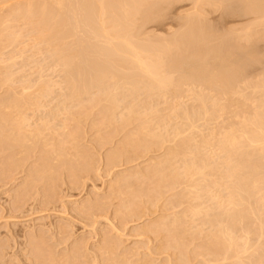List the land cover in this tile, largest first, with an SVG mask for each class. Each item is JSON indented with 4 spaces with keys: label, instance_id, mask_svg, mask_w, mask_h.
<instances>
[{
    "label": "rangeland",
    "instance_id": "rangeland-1",
    "mask_svg": "<svg viewBox=\"0 0 264 264\" xmlns=\"http://www.w3.org/2000/svg\"><path fill=\"white\" fill-rule=\"evenodd\" d=\"M188 1L148 0L121 32L167 85L106 36L69 73L39 16L0 5V264H264V8ZM78 18L64 43L84 53Z\"/></svg>",
    "mask_w": 264,
    "mask_h": 264
},
{
    "label": "bare ground",
    "instance_id": "bare-ground-1",
    "mask_svg": "<svg viewBox=\"0 0 264 264\" xmlns=\"http://www.w3.org/2000/svg\"><path fill=\"white\" fill-rule=\"evenodd\" d=\"M75 1V0H74ZM148 1V0H147ZM147 1H145V0H80V1H78V0H76V2H73L72 0H69V9L70 10H67V6H66V1L65 0H41V1H39V0H0V5H6L7 7L9 6L8 4H10V6L11 5H13L14 6V4L15 5H17L18 7H17V13L16 14H18V12L19 11H24L25 13H26V15H28V16H30V17H40L41 19H39L40 20V22L39 23H42L43 24V26L45 27V30L44 31H46V33H47V36L48 37H46V38H48V39H50V40H52V41H58V42H62V47H61V50H60V55L62 54V56L64 55V57H63V59H64V63H65V67H68V72L69 73H71V71L76 75H80L81 73H83V71L85 72V70H86V68H88V67H83L81 64H80V62H81V60H82V56L83 55H93L92 57L94 58V55H95V51L96 50H98L100 47H98L97 45H95V43H92V42H96L95 40L96 39H98L99 40V38H100V40L102 41V39L106 36V39H105V42H107L106 44L109 46H107V45H105L104 44V42H101L104 46H107V47H105L106 49V51L108 52H104L102 49V51L106 54H109L110 52L112 53V54H114V53H116V54H114V56L115 55H117L118 54V56L117 57H120V55L122 54V57L124 56L125 58H127L126 60H128V62H131V63H133L134 61V63L133 64H138V67L142 70H140V72H145L147 75H145V73H140V74H144L145 75V77L146 76H148V77H157V80H158V78H159V75H158V73L156 72L155 73V71H156V67H155V65H152V63H151V65H149L145 60H147V59H143V55L144 56H146V54L148 53V52H151V50L150 51H148V49L147 50H144V48H143V50L140 48V50L137 48H135L134 46V44H133V40H131V43H129V41H130V39H129V41H127L126 40V36L124 37V35L122 36V33L121 32H126V30L127 29H132V27L131 28H129L130 26H133V25H130V22L132 21V17H135L134 15H135V13H137V14H140L141 12L143 13L144 11H143V8L145 7V10H146V6L148 5H145L144 4V2L145 3H147ZM150 1V0H149ZM164 1V0H163ZM183 1V0H182ZM185 1V0H184ZM188 1V0H187ZM232 1V0H231ZM242 1H244V0H241V2ZM248 2H249V0H247ZM28 2V3H27ZM29 2H31V3H29ZM37 2H41V4H36ZM67 2H68V0H67ZM157 2V1H156ZM160 2V1H159ZM178 2V1H177ZM190 1H188V3H189ZM198 2V1H197ZM200 3H202V1H199ZM215 2H216V0H215ZM224 2V1H223ZM225 2H227V0L225 1ZM238 2V1H237ZM247 2V3H248ZM11 3H14V4H11ZM26 3V4H25ZM169 4H170V1L168 2ZM194 3V2H193ZM206 3H208L207 1H206ZM235 3V2H234ZM233 3V4H234ZM240 3V2H239ZM239 3H237V4H239ZM27 4H28V6H27ZM151 4V3H150ZM159 4V3H158ZM157 4V5H158ZM173 4H175V2L173 3ZM198 4V3H197ZM215 4V3H214ZM219 4H220V2H219ZM222 4V3H221ZM232 4V3H231ZM230 4V5H231ZM232 4V5H233ZM4 5H3V8H4ZM25 5H26V7H25ZM145 5V6H144ZM165 6H166V4H164ZM176 5H178L177 3H176ZM227 5V4H226ZM244 5H245V3H244ZM149 6V5H148ZM189 6V5H188ZM202 6H204L203 4H202ZM207 6V5H206ZM212 6V8H213V6L214 5H211ZM242 6V5H241ZM150 7V6H149ZM153 7V6H152ZM156 7V6H155ZM169 7H170V5H169ZM215 7H216V4H215ZM214 7V8H215ZM221 7V6H220ZM235 7H238V6H235ZM243 7V6H242ZM8 8H10V7H8ZM14 8V7H13ZM154 8V7H153ZM157 8V7H156ZM164 8V7H163ZM200 8V7H199ZM211 8V7H210ZM218 8V7H217ZM223 8V7H222ZM228 8V7H227ZM230 8V7H229ZM244 8V7H243ZM263 8H264V6H263V2H261V1H259V0H251V2L248 4V9H247V13L248 14H251V15H254L255 16V18L256 17H259L260 18V16H262L263 17V15H264V13H262V11H261V9L263 10ZM1 10H2V8H1ZM0 10V11H1ZM4 10H6V8H4ZM3 10V11H4ZM10 10H11V8H10ZM14 10H16V6H15V8H14ZM158 10H161V8H159L158 7ZM193 10H194V8H193ZM195 10H196V8H195ZM200 10H201V8H200ZM203 10H204V8H203ZM232 10H233V8H232ZM232 10H230V11H232ZM246 10V7L244 8V11ZM7 11V10H6ZM12 11V10H11ZM150 11V10H149ZM149 11H146V12H149ZM163 11V10H162ZM168 11V10H167ZM205 11V10H204ZM217 10H215V12H216ZM220 11V10H219ZM227 11H229V10H227ZM226 11V12H227ZM2 12V11H1ZM67 12H69L70 14H71V16H72V19H74V22H75V19H77L78 17H83V18H78V20H79V23H82V22H80V19H82V21H83V24L85 23L84 22V20L83 19H85V17H86V20H87V18H90V29L91 30H89V28L87 27V30L86 31H89V33H87L86 35H83V37H80V38H83L84 40H86L87 39V41H90V43H91V47H89L88 46V48H89V50L87 51V52H84L83 53V50H81V48L79 47V49H78V46H80L79 45V43L77 42V46L76 47H74V46H71V44L70 45H68V44H65L64 42H66L65 41V39H67L68 37H70L71 36V34H73V32H70L71 31V29H67L66 27H69V25H70V22L72 21V19L71 18H68V16L67 15H70V14H68ZM156 12V11H155ZM194 12V11H193ZM211 12V11H210ZM213 12V11H212ZM214 12V13H215ZM218 12V11H217ZM234 12V11H233ZM243 12V11H242ZM246 12V11H245ZM4 13H6V12H4ZM20 14H21V12H19ZM23 13V12H22ZM151 13H152V11H151ZM157 13V12H156ZM161 13V11L158 13V14H160ZM164 13V12H163ZM213 13V14H214ZM235 13V12H234ZM261 13L263 14V15H261ZM1 14H3V13H1ZM8 14H9V11H8ZM11 14V13H10ZM108 15V17H106L108 20H104V15ZM144 14V13H143ZM147 13H145L144 15H146ZM154 14V13H153ZM152 14V15H153ZM192 14V13H191ZM195 14H196V12H195ZM201 14H202V11H201ZM211 14V13H210ZM229 14V13H228ZM247 14V15H248ZM7 15V14H6ZM5 15V16H6ZM12 15V14H11ZM25 15V14H24ZM98 15H100V17H97ZM151 15V14H150ZM151 15V16H152ZM194 15V14H193ZM207 15V14H206ZM215 15V14H214ZM231 16L233 15V14H230ZM235 15H236V13H235ZM2 16V15H1ZM4 16V17H5ZM147 16H148V14H147ZM190 16V15H189ZM188 16V17H189ZM192 16V15H191ZM197 16V15H196ZM222 16H224L223 14L220 16V17H222ZM239 16V15H238ZM7 17V16H6ZM16 17V16H15ZM144 17V16H143ZM180 17V16H179ZM211 17V16H210ZM225 17H227V16H225ZM228 17H230V16H228ZM237 17V16H236ZM3 18V17H2ZM95 18L97 19V18H99V21H98V19H97V21H95ZM149 17H147V19H148ZM152 20H153V18L152 17H150ZM182 18H183V16H182ZM194 18H196V17H194ZM206 18V17H205ZM223 18V17H222ZM251 18V17H250ZM1 19V18H0ZM6 19H8V18H6ZM13 19V18H12ZM31 19V18H30ZM29 19V20H30ZM135 19V18H134ZM143 19H145V18H143ZM177 19H179V18H177ZM184 19H185V17H184ZM189 19V18H188ZM191 19V18H190ZM193 19V18H192ZM236 19V18H235ZM9 20V19H8ZM32 20V19H31ZM146 20V19H145ZM157 20V19H156ZM183 20V19H182ZM187 20V19H186ZM198 19L196 18V20L195 21H197ZM224 20V19H223ZM226 20V19H225ZM255 20H257V19H255ZM2 21H4V20H2ZM141 21H143V20H141ZM147 21V20H146ZM158 21V20H157ZM161 21V20H160ZM191 21V20H190ZM192 21H194V20H192ZM199 21V20H198ZM204 21V20H203ZM202 21V22H203ZM4 22H6V21H4ZM34 22V21H33ZM38 22V21H37ZM73 22V23H74ZM89 22V21H88ZM109 22V26H110V22H112V24L113 23H115V24H117V26L116 27H114V25L115 24H113V26L112 27H114L115 29H113V28H111V30L113 31H115V30H117L118 31V34H119V38H118V36H114L116 39L118 38V40H116L115 41V38L113 39V40H111L110 38H113V37H109L108 36V31H110V30H108V26L106 25V27H104L103 25L105 24V23H108ZM136 22H138V21H136ZM181 22V21H180ZM185 22V21H184ZM77 22H75V24H76ZM133 23V22H132ZM131 23V24H132ZM146 23V22H145ZM150 23V22H149ZM152 23V22H151ZM149 24V25H152V24ZM153 23H155V21H153ZM171 23V22H170ZM191 23V22H190ZM207 23V22H206ZM224 23V22H223ZM226 23V22H225ZM8 24V23H7ZM6 24V25H7ZM75 24H73V25H75ZM83 24H82V26H83ZM89 24V23H88ZM88 24H87V26H88ZM111 24V25H112ZM135 24V23H134ZM140 23H138V25H139ZM147 24H148V22H147ZM162 24V23H161ZM199 24V23H198ZM204 24V23H203ZM256 24H258V23H256ZM2 25H3V23H2ZM32 25V24H31ZM34 25V24H33ZM41 25V24H40ZM86 25V24H85ZM148 25V26H149ZM158 25H160L159 23H158ZM163 25H164V23H163ZM188 25H189V23H188ZM76 26H79L78 24H76ZM80 26H81V24H80ZM78 27V28H84L85 26H83V27ZM141 26V25H140ZM152 26H154V24L152 25ZM192 26V25H191ZM197 26V25H196ZM210 26V25H209ZM2 27V26H1ZM10 27V26H9ZM134 27V26H133ZM136 27V26H135ZM160 27V26H159ZM227 27V26H226ZM256 27V26H255ZM43 28V27H42ZM41 28V29H42ZM73 28V27H72ZM75 28V27H74ZM106 28H107V31H106ZM138 28V27H137ZM136 28V29H137ZM154 28V27H153ZM3 29V28H2ZM84 29H86V28H84ZM84 29H81V30H84ZM109 29H110V27H109ZM185 29V28H184ZM9 30V29H8ZM43 30V29H42ZM73 30V29H72ZM75 30V29H74ZM79 30V29H78ZM77 30V28H76V31H78ZM120 30V31H119ZM138 30V29H137ZM180 30V29H179ZM194 30V29H193ZM197 30V29H196ZM204 30H206V29H204ZM233 30V29H232ZM239 30V29H238ZM39 31V30H38ZM75 31V33H77ZM112 31H111V33H112ZM113 31V32H114ZM128 31V30H127ZM182 31V30H181ZM200 31L201 30H199V31H197L198 33H200ZM240 31V30H239ZM116 32V31H115ZM192 32V31H191ZM194 32V31H193ZM5 33H7V31L5 32ZM4 33V34H5ZM13 33V32H12ZM41 33V32H40ZM45 33V32H44ZM45 33V34H46ZM86 33V32H85ZM128 34L129 33H131V32H127ZM133 33V32H132ZM131 33V34H132ZM139 33V32H138ZM142 33H144V32H142ZM178 33V32H177ZM181 33V32H180ZM190 33V32H189ZM188 33V34H189ZM213 33V32H212ZM241 33V32H240ZM81 34V33H80ZM107 34V35H106ZM124 34H126V33H124ZM127 34V35H128ZM140 35H141V32L139 33ZM149 34V33H148ZM147 34V35H148ZM175 33H173V35H174ZM207 34V33H206ZM209 34V33H208ZM217 34V33H216ZM9 35H10V33H9ZM12 35V34H11ZM78 35V34H77ZM82 35V34H81ZM80 35V36H81ZM113 35H115V33L113 34ZM117 35V34H116ZM121 35V36H120ZM151 35V34H150ZM154 36H155V33L153 34ZM170 35V34H169ZM181 35V34H180ZM183 35V34H182ZM186 35V34H185ZM190 35V34H189ZM192 35H193V33H192ZM191 35V36H192ZM195 35H196V32H195ZM202 35H204V34H202ZM211 35V34H210ZM1 36V35H0ZM4 36V35H3ZM43 36V35H42ZM129 36V35H128ZM133 36V35H132ZM139 36V35H138ZM142 36V35H141ZM213 36V35H212ZM218 36V35H217ZM45 37V36H44ZM107 37H108V39H107ZM131 37V36H130ZM148 37V36H147ZM152 38H153V36H151ZM185 37V36H184ZM226 37V36H225ZM230 37H232V36H230ZM229 37V38H230ZM241 37V36H240ZM4 38H5V36H4ZM15 38V37H14ZM74 38V37H73ZM137 38V37H136ZM155 38V37H154ZM154 38H153V40H154ZM158 38V37H157ZM198 38V37H197ZM205 38H206V36H205ZM214 38V37H213ZM223 38H224V36H223ZM7 39V38H6ZM70 39V38H69ZM74 39H76V38H74ZM132 39V38H131ZM140 39H141V37H140ZM184 39V38H183ZM187 39V38H186ZM189 39V38H188ZM244 39V38H243ZM250 39V38H249ZM3 40V39H2ZM9 40H10V38H9ZM99 40V41H100ZM108 40V41H107ZM143 40V39H142ZM144 40H146V39H144ZM143 40V41H144ZM149 40V39H148ZM150 40H151V38H150ZM176 40H177V38H176ZM196 40V39H195ZM200 40V39H199ZM201 40L202 41H204L202 38H201ZM200 40V41H201ZM209 40H210V38H209ZM5 41V40H4ZM70 41V40H69ZM82 41V40H81ZM103 41H104V39H103ZM115 41V42H114ZM135 41V40H134ZM179 41V40H178ZM184 41V40H183ZM249 41V40H248ZM86 42V41H85ZM98 42V41H97ZM139 42V41H138ZM150 42V41H149ZM186 42V41H185ZM189 42V41H188ZM188 42H187V44H188ZM67 43H69V42H67ZM74 43V42H73ZM82 43V42H81ZM89 43V42H88ZM175 43V42H174ZM179 43V42H178ZM177 43V44H178ZM192 43V42H191ZM194 43V42H193ZM83 44V43H82ZM82 44H81V46H82ZM97 44V43H96ZM102 44L100 45V46H102ZM137 44V43H136ZM141 45H144V43L142 44V43H140ZM139 44V45H140ZM150 44V43H149ZM161 43H159V45H160ZM166 45H168V43H165ZM164 44V45H165ZM87 45V44H86ZM134 45V46H133ZM150 45H153V43L152 44H150ZM163 45V46H164ZM173 45H176V44H173ZM191 45V44H190ZM204 45V44H203ZM209 45V44H208ZM145 46V45H144ZM157 46H158V44H157ZM157 46H156V49H157ZM169 46V45H168ZM182 46V45H181ZM184 46V45H183ZM210 46V45H209ZM226 46V45H225ZM139 47V46H138ZM141 47V46H140ZM167 47V46H166ZM173 47V46H172ZM206 47V46H205ZM208 47V46H207ZM83 48H85V43H84V47ZM88 48H85V49H88ZM98 48V49H97ZM102 48V47H101ZM149 48V47H148ZM150 48H153V46L152 47H150ZM162 48V47H161ZM161 48L159 49V50H161ZM169 48V47H168ZM174 48V47H173ZM180 48V47H179ZM190 48H191V46H190ZM200 48H202V47H200ZM204 48V47H203ZM84 49V50H85ZM146 49V48H145ZM163 49H165V48H163ZM175 49V48H174ZM177 49V48H176ZM208 49H210V48H208ZM230 49V48H229ZM137 50V51H136ZM153 50V52H154V48L152 49ZM158 50V49H157ZM158 50V51H159ZM169 50V49H168ZM205 50H207V49H205ZM211 50H213V49H211ZM102 51L101 52H99V53H102ZM147 51V53H145ZM161 51H163V50H161ZM160 51V52H161ZM165 51V50H164ZM202 51V50H201ZM144 52V53H143ZM152 52V53H153ZM182 52V51H181ZM180 52V53H181ZM215 52V51H214ZM229 52V51H228ZM96 53H98V52H96ZM186 53V52H185ZM187 53H189V52H187ZM186 53V54H187ZM194 53V52H193ZM207 53V52H206ZM212 53V52H211ZM219 53V52H218ZM120 54V55H119ZM149 54H151V53H148L147 55H149ZM158 54V53H157ZM209 54V53H208ZM99 55V54H98ZM128 55H130L129 57H127ZM131 55H132V57H131ZM162 55H164V54H162ZM173 55H175V54H173ZM177 55V54H176ZM190 55V54H189ZM205 55V54H204ZM245 55V54H244ZM153 56V55H152ZM221 56V55H220ZM226 56V55H225ZM99 57H101V56H99ZM113 57V56H112ZM131 57V58H130ZM149 57V56H148ZM158 57H159V54H158ZM190 57V56H189ZM188 57V58H189ZM87 58H88V56H87ZM102 58V57H101ZM124 58V59H125ZM130 58V59H129ZM135 60H134V59ZM161 58V57H160ZM231 58V57H230ZM250 58V57H249ZM132 59H133V61H132ZM156 59H157V57H156ZM193 59H195V58H193ZM215 59V58H214ZM85 60V59H84ZM116 60V59H115ZM121 60H122V58H121ZM130 60V61H129ZM158 60V59H157ZM90 61H92L93 62V60H90ZM105 61V60H104ZM124 61V60H123ZM155 61V60H154ZM176 61V60H175ZM181 61H182V59H181ZM180 61V62H181ZM186 61V60H185ZM200 61V60H199ZM258 61V60H257ZM84 62V61H83ZM89 62V61H88ZM87 62V63H88ZM99 62V61H98ZM108 62V61H107ZM118 61H116V63H117ZM120 62V61H119ZM122 62V61H121ZM171 62H173V61H171ZM217 62V61H216ZM219 62V61H218ZM223 62V61H222ZM86 63V62H85ZM91 63V62H90ZM97 63V62H96ZM95 63V64H96ZM102 63V62H101ZM115 63V64H116ZM126 63H127V61H126ZM191 63V62H190ZM202 63V62H201ZM206 63V62H205ZM245 63V62H244ZM95 64L94 65H92L91 64V66H94L93 68L95 69L96 68V66H99L100 65V63H99V65H97L96 64V66H95ZM103 64V63H102ZM106 65H107V63H105ZM112 64H113V62H112ZM121 64V63H120ZM119 63H118V66L120 65ZM122 64H125V62L124 63H122ZM148 64V65H147ZM154 64H156V61H155V63ZM176 64V63H175ZM215 64V63H214ZM225 64V63H224ZM117 65V64H116ZM125 65H127V64H125ZM132 65V64H131ZM207 65V64H206ZM223 65V64H222ZM87 66V65H86ZM90 66V65H89ZM108 66H109V64H108ZM130 66V65H129ZM133 66V68H134V66H135V69L137 68L138 69V67H136L137 65H132ZM150 66H154L153 68H155V69H152V67H150ZM199 66V65H198ZM214 66V65H213ZM105 67V66H104ZM111 67H113L112 65H111ZM120 67H121V65H120ZM119 67V68H120ZM90 68V67H89ZM93 68H91V69H93ZM97 68H99V67H97ZM122 68H123V66H122ZM192 68V67H191ZM190 68V69H191ZM93 69V70H94ZM108 69V68H107ZM113 69H115V68H113ZM121 69V68H120ZM127 69V68H126ZM134 69V70H135ZM188 69V68H187ZM199 69V68H198ZM207 69H208V67H207ZM67 70V69H66ZM117 70V69H116ZM121 70H123V69H121ZM125 70V69H124ZM133 70V69H132ZM139 70V69H138ZM157 70H159V69H157ZM193 70H194V68H193ZM102 71V70H101ZM111 71V70H110ZM128 71V70H127ZM131 71V70H130ZM130 71H129V73H130ZM176 71V70H175ZM192 71V70H191ZM206 71V70H205ZM86 72H88V70H86ZM95 72V71H94ZM93 72V73H94ZM106 72V71H105ZM108 72V71H107ZM120 72V71H119ZM193 72V71H192ZM204 72V71H203ZM207 72V71H206ZM72 73V74H73ZM90 73V72H89ZM92 73V72H91ZM138 73V72H137ZM180 73V72H179ZM198 73H199V71H198ZM205 73V72H204ZM208 73V72H207ZM214 73V72H213ZM226 73V72H225ZM228 73H229V70H228ZM250 73V72H249ZM85 74V73H84ZM102 74H105V73H102ZM125 74V73H124ZM126 74H128V73H126ZM210 74V73H209ZM112 75V74H111ZM135 75H136V73H135ZM143 75V76H144ZM157 75V76H156ZM165 75V74H164ZM214 75V74H213ZM81 77L83 76V75H80ZM85 76V75H84ZM87 76V75H86ZM101 76V75H100ZM105 76V75H104ZM131 76V75H130ZM140 76V75H139ZM166 76V75H165ZM206 76V75H205ZM210 76V75H209ZM231 76V75H230ZM79 77V76H78ZM117 77H119L118 75H117ZM127 77H128V75H127ZM132 77V76H131ZM192 77H194V76H192ZM198 77V76H197ZM203 77V76H202ZM229 77V76H228ZM74 78V77H73ZM76 78V77H75ZM74 78V79H75ZM101 78V77H100ZM114 78H115V75H114ZM130 78V77H129ZM140 78V77H139ZM170 78V77H169ZM169 78H166V80L165 81H167L168 82V79ZM210 78V77H209ZM83 79V78H82ZM86 79V78H85ZM89 78L87 77V80H88ZM92 79H94V78H92ZM118 79V78H117ZM133 79H134V77H133ZM188 79V78H187ZM237 79V78H236ZM76 80V79H75ZM98 80V79H97ZM104 80V79H103ZM127 80V79H126ZM130 80V79H129ZM128 80V81H129ZM160 80H161V78H160ZM160 80H158V85L160 84V85H163V84H161V83H163L164 82V84L165 85H167L166 83L167 82H165L164 81V79L162 78V80H163V82H160ZM195 80V79H194ZM209 80V79H208ZM217 80V79H216ZM79 81H81V83H82V80L80 79ZM89 81V80H88ZM91 81V80H90ZM118 81H120V80H118ZM133 81V80H132ZM140 81H141V78H140ZM172 81V80H171ZM182 81V80H181ZM193 81V80H192ZM215 81V80H214ZM231 81V80H230ZM236 81V80H235ZM76 82V84H77V82H78V80L77 81H75ZM94 82V81H93ZM137 82V81H136ZM156 83V80L154 81L153 80V83ZM198 82H200V81H198ZM217 82V81H216ZM232 82V81H231ZM74 83V82H73ZM80 83V84H81ZM83 83H84V81H83ZM88 83V82H87ZM142 83H144V82H142ZM169 83V82H168ZM183 83H185V82H183ZM205 83V82H204ZM239 83V82H238ZM92 84V83H91ZM172 84V83H171ZM253 84V83H252ZM89 85V84H88ZM157 84H156V86H158ZM205 85H207V84H205ZM82 86H83V84H82ZM220 86V85H219ZM260 86H262V85H260ZM89 87V86H88ZM87 87V88H88ZM128 87V86H127ZM218 87V86H217ZM253 87V86H252ZM75 88V87H74ZM76 88L78 89V86H76ZM75 88V89H76ZM82 88V87H81ZM86 88V89H87ZM166 88V87H165ZM77 89L75 90V91H77ZM80 89V88H79ZM85 89V88H84ZM220 89V88H219ZM257 89H258V87H257ZM259 90H260V87H259ZM233 91V90H232ZM253 91H254V89H253ZM79 92V91H78ZM257 92V91H256ZM226 94H227V92H226ZM109 98V97H108ZM110 99V98H109ZM114 99V98H113ZM115 100V99H114ZM116 104V103H115ZM261 115V114H260ZM263 115V114H262ZM264 118V117H263ZM262 121H264V120H262ZM261 123V122H260ZM255 126V125H254ZM261 126V125H260ZM264 126V125H263ZM256 128V127H255ZM263 128V127H262ZM262 128H261V131H262ZM258 129H260V128H258ZM254 130V129H253ZM259 131V130H258ZM246 132V131H245ZM255 132V131H254ZM248 133H249V131H248ZM259 133H261V132H259ZM248 137V136H247ZM255 137L256 138H258L257 136H256V134H255ZM245 138V137H244ZM250 139V138H249ZM261 139V138H260ZM247 140V139H246ZM234 141V140H233ZM243 141V140H242ZM249 142V141H248ZM232 143V142H231ZM231 143H229L230 145H232ZM245 143V142H244ZM247 143V142H246ZM245 143V144H246ZM250 143V142H249ZM261 143V142H260ZM254 144H256V143H254ZM236 145H237V143H236ZM240 145V144H239ZM261 145H263V144H261ZM238 146V145H237ZM247 146V145H246ZM254 147V146H253ZM256 147V146H255ZM259 147V146H258ZM238 148V147H237ZM239 149H241V148H239ZM252 149V148H251ZM250 149V150H251ZM230 150H232V149H230ZM242 150V149H241ZM247 150V149H246ZM263 150V149H262ZM234 151V150H233ZM236 151V150H235ZM234 151V152H235ZM253 151V150H252ZM256 151V150H255ZM231 153V152H230ZM233 153V152H232ZM231 153V154H232ZM250 153V152H249ZM236 154V153H235ZM241 154V153H240ZM238 155V154H237ZM263 155V154H262ZM242 158H243V156H241ZM263 157V156H262ZM249 165V164H248ZM247 165V166H248ZM253 166V165H252ZM255 166H257V165H255ZM259 166V165H258ZM243 167V166H242ZM256 167H254V169H255ZM244 169H245V167H244ZM247 169V168H246ZM249 170H251L250 168H249ZM253 171V170H252ZM251 172V171H250ZM245 173V172H244ZM246 173H248V172H246ZM260 173V172H259ZM255 174V173H254ZM253 174V176H255ZM249 175H250V173H249ZM252 175V174H251ZM242 176V175H241ZM244 176V175H243ZM256 176H259V174L258 175H256ZM261 177V176H260ZM239 178V177H238ZM234 179H235V177H234ZM246 179H248V178H246ZM252 177H251V181H252ZM258 179V178H257ZM244 180V182H245V178L243 179ZM255 180V179H254ZM257 181V180H256ZM249 183V182H248ZM254 183H255V181H254ZM257 183H259V181L257 182ZM264 183V182H263ZM240 184V183H239ZM250 184V183H249ZM262 184V183H261ZM242 185H244L243 183H242ZM248 186V185H247ZM245 187V186H244ZM252 187V186H251ZM236 189V188H235ZM238 190H240L241 191V189H238ZM243 190V189H242ZM249 190V189H248ZM235 191V190H234ZM245 191V190H244ZM247 191V190H246ZM248 192V195H249V191H247ZM239 193H241V192H239ZM245 193V192H244ZM243 194V193H242ZM238 195V194H237ZM247 195V196H248ZM243 196V195H242ZM251 196V195H250ZM253 196V195H252ZM240 197V196H239ZM246 197V196H245ZM238 198V197H237ZM253 198V197H252ZM247 199V198H246ZM244 200H242V202H243ZM241 202V201H240ZM250 202H251V200H250ZM247 204V203H246ZM243 206V205H242ZM238 207V206H237ZM239 210V209H238ZM241 211V210H240ZM237 212V211H236ZM242 212V211H241ZM236 214V213H235ZM239 213H237V215H238ZM243 215V214H242ZM239 217V216H238ZM244 217V216H243ZM236 219H237V217H236ZM242 219V218H241ZM235 241V240H234ZM230 242H232L231 240H230ZM238 242V241H237ZM236 243V242H235ZM224 244V243H223ZM226 244V243H225ZM237 244V243H236ZM235 244V245H236ZM230 245H231V243H230ZM233 245V244H232ZM222 247V246H221ZM229 247V246H228ZM236 247V246H235ZM223 248V247H222ZM230 248V247H229ZM232 249H233V247H232ZM239 249V248H238ZM238 249H237V252H238ZM225 250H229V251H231L230 249H225ZM240 250V249H239ZM233 251V250H232ZM241 251V250H240ZM229 253V252H228ZM239 253V252H238ZM237 254V253H236ZM226 255V254H225Z\"/></svg>",
    "mask_w": 264,
    "mask_h": 264
}]
</instances>
